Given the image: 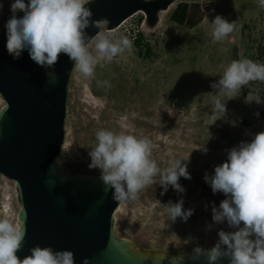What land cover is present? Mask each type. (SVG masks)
<instances>
[{"label": "rangeland", "instance_id": "rangeland-1", "mask_svg": "<svg viewBox=\"0 0 264 264\" xmlns=\"http://www.w3.org/2000/svg\"><path fill=\"white\" fill-rule=\"evenodd\" d=\"M180 1L173 0L166 10L160 11L154 26H149L140 12L130 19L143 40L151 45L150 58H139L132 47L110 62L98 59L92 76H84L73 66L67 83L64 140L59 155L62 164L72 171L100 172L89 167L90 157L81 148L85 139L90 135L96 137L101 129L150 138L152 156L161 169L173 159L190 154L191 179L182 177L186 180L181 183L186 189L184 193L178 194L169 187L161 195L157 176L135 200L121 202L114 213L119 233L132 237V242L135 238L149 243L134 242L136 245L163 250H177L198 241L215 242L219 228L229 230L226 224L206 230L211 223L212 201L225 197L222 193L213 194L203 177L226 159L228 149L264 131V120L256 115L263 102H247L264 98V81L243 86L233 94L237 96L233 99L210 86L233 60L248 58L263 63L257 59V48L264 46V8L258 0H189L201 3L205 15L198 26L185 29L169 19ZM10 2L3 0L0 24L10 13ZM218 14L235 20L238 26L222 41L213 38L212 20ZM101 35L113 40L127 35L133 41L131 32L122 27L107 30L101 24L86 45L97 57L95 43ZM105 80L111 87L97 83ZM216 98L230 99L228 112L222 120L209 125ZM2 104L0 96V107ZM204 143L206 153L196 149ZM180 196L184 207L193 208L194 212L187 221L177 218L172 223L168 221L167 203ZM19 208L13 181L0 174V218L18 223Z\"/></svg>", "mask_w": 264, "mask_h": 264}, {"label": "clouds", "instance_id": "clouds-1", "mask_svg": "<svg viewBox=\"0 0 264 264\" xmlns=\"http://www.w3.org/2000/svg\"><path fill=\"white\" fill-rule=\"evenodd\" d=\"M92 0H11V15L6 20L5 48L14 59L27 51L29 58L42 66L55 82L52 71L61 54L73 62L75 68L84 76L94 74L98 59L110 62L118 54L133 47V41L123 35L118 39L108 36L96 38L95 49L98 57L86 47L87 29L98 28L89 7ZM264 8V0H258ZM4 7L0 0V10ZM22 12L23 14H18ZM213 38L222 41L238 30L235 20L216 15ZM252 81H264V63L252 59L233 60L211 88L233 99L234 93ZM99 85L111 87L109 81H98ZM216 98L211 109V123L222 120L228 112L227 101ZM264 102V98H251L247 102ZM258 116L259 113L257 112ZM96 143L89 150L90 168L100 171V179L106 189L112 190L116 201H133L139 192L154 182L159 176L161 195L171 187L178 194L186 191L180 179H191L188 170L190 154L173 159L161 169L152 156V141L147 136L114 132L101 129L96 132ZM207 152V144L196 148ZM204 181L213 194L222 193L218 205L211 208V223L206 230L215 225L226 224L229 230L219 228L217 239L210 247L193 244L191 260L197 261L207 255L208 264H219L227 259L228 264H264V131L256 132L249 140H242L227 151L226 159L214 166L211 174L205 173ZM168 221L177 218L187 221L193 208L184 207L180 196L175 202L169 201ZM26 229L22 222L13 223L8 218H0V264H75L71 249L54 250L51 246L36 245L30 254L22 259L17 255L22 247ZM89 264V258L83 259Z\"/></svg>", "mask_w": 264, "mask_h": 264}, {"label": "water", "instance_id": "water-1", "mask_svg": "<svg viewBox=\"0 0 264 264\" xmlns=\"http://www.w3.org/2000/svg\"><path fill=\"white\" fill-rule=\"evenodd\" d=\"M172 2L92 0V19L99 27L86 30L87 44L101 24L113 30L138 11L154 26L158 13ZM10 15L0 24V174L14 183L20 203L17 221L26 229L17 255L22 259L40 245L71 249L75 264H83L85 257L89 264H208L206 254L191 260L192 249L148 248L122 236L114 213L123 201L113 199L100 172L72 171L62 164L67 83L74 64L61 54L55 67L47 70L56 77L50 82L46 70L27 51L14 59L5 48L4 25Z\"/></svg>", "mask_w": 264, "mask_h": 264}, {"label": "trees", "instance_id": "trees-1", "mask_svg": "<svg viewBox=\"0 0 264 264\" xmlns=\"http://www.w3.org/2000/svg\"><path fill=\"white\" fill-rule=\"evenodd\" d=\"M204 15H205V11L202 8L201 3L195 1H189V0H182L178 2L175 8L172 10L169 19L179 28L193 29L202 22ZM133 47L135 48L136 54L139 58L147 59L153 55V50L151 45L143 40V36L140 33H137L134 36ZM257 57L259 61H262L264 63V46H258ZM259 118L264 120V102H263V107L259 112ZM95 143H96V137L90 135L87 139H85L81 151H83L85 155H88L89 150H91V148L95 145ZM65 167L68 168L67 166ZM184 181L186 180H183L182 178L180 179V183H183ZM220 201L221 200H216L214 201V203L218 205ZM120 234L124 237L129 236V235H124V233H120ZM128 238L132 239V237L130 236ZM133 240L134 242L141 245H149V243L140 242L135 238H133ZM197 243L201 245L211 246L215 242L198 241ZM191 249H193V245L180 247L177 250L181 251V250H191Z\"/></svg>", "mask_w": 264, "mask_h": 264}, {"label": "built area", "instance_id": "built-area-1", "mask_svg": "<svg viewBox=\"0 0 264 264\" xmlns=\"http://www.w3.org/2000/svg\"><path fill=\"white\" fill-rule=\"evenodd\" d=\"M139 12L144 16V19H146L145 14L142 11H138L132 14L131 16H129L128 18H126L125 20H123L115 29H119L120 27H122L126 32H131L132 38H134V36L139 32V30L136 24L133 23L134 20H130V19Z\"/></svg>", "mask_w": 264, "mask_h": 264}]
</instances>
